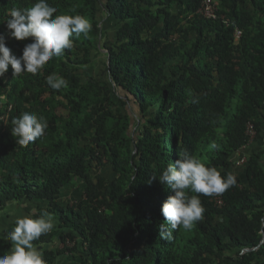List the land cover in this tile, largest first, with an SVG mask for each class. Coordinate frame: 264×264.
I'll list each match as a JSON object with an SVG mask.
<instances>
[{
	"label": "trees",
	"instance_id": "trees-1",
	"mask_svg": "<svg viewBox=\"0 0 264 264\" xmlns=\"http://www.w3.org/2000/svg\"><path fill=\"white\" fill-rule=\"evenodd\" d=\"M202 1L48 0L54 16L83 15L91 31L38 74L9 66L0 77V212L25 202L34 218L54 216L34 242L47 264H264V0H213L214 18ZM34 2L0 0V33L17 56L31 38L7 35V11ZM102 50V66L87 73ZM52 73L68 86L51 89ZM25 111L48 127L21 146L11 120ZM185 150L236 184L221 203L190 193L203 219L161 239V205L174 193L148 180ZM78 182L81 196L64 200ZM14 221L0 230V255Z\"/></svg>",
	"mask_w": 264,
	"mask_h": 264
},
{
	"label": "clouds",
	"instance_id": "clouds-1",
	"mask_svg": "<svg viewBox=\"0 0 264 264\" xmlns=\"http://www.w3.org/2000/svg\"><path fill=\"white\" fill-rule=\"evenodd\" d=\"M56 12L48 0H35L30 7H12L7 11V35L17 41L31 38V42L24 46L22 55L17 56L6 46L5 34L0 33V77L9 66L14 76L25 72L38 74L49 60L62 57L64 50L73 48L70 37L74 34L87 36L91 31L92 25L85 16L67 13L54 16ZM46 83L56 91L68 86L67 80L56 73L49 74ZM11 124V135L21 146L42 137L48 127L45 117L27 111L14 117ZM211 147L216 148V145ZM156 179L174 193L161 205L164 218V223L158 226L161 239H170L172 231L180 227L191 230L203 219L205 208L200 195L190 193L211 197L236 184L232 172L222 176L215 166H207L187 150L180 153L174 164H168L158 178L149 177L148 183ZM55 226L54 216L46 210L35 218L32 215L16 217L14 228L5 234L11 246L6 254L0 255V264H47L44 250L34 242L52 232Z\"/></svg>",
	"mask_w": 264,
	"mask_h": 264
},
{
	"label": "rangeland",
	"instance_id": "rangeland-1",
	"mask_svg": "<svg viewBox=\"0 0 264 264\" xmlns=\"http://www.w3.org/2000/svg\"><path fill=\"white\" fill-rule=\"evenodd\" d=\"M104 50H102V53L96 56V64L92 66L91 69L87 70V73H92L94 70L98 69L100 65V61L104 60L103 55ZM262 128L264 129V124L262 125ZM105 175H109V169H105L104 171ZM76 184V183H75ZM82 192V185L81 183H77L75 186L69 185L64 188L62 191V197L66 201H75L77 198L81 196ZM36 208L32 204L28 203H13L11 206L3 211L0 212V230L8 227L16 217L22 216V215H34L36 213ZM70 247L73 246L72 243L68 244Z\"/></svg>",
	"mask_w": 264,
	"mask_h": 264
},
{
	"label": "built area",
	"instance_id": "built-area-1",
	"mask_svg": "<svg viewBox=\"0 0 264 264\" xmlns=\"http://www.w3.org/2000/svg\"><path fill=\"white\" fill-rule=\"evenodd\" d=\"M201 12L204 16L208 17V18H214L216 17V8L215 5L213 3V0H203L202 1V9ZM241 35V31L239 29H236L235 31V38L238 39ZM247 133L250 135V137H254L255 135V130H254V126L252 124V122H248L247 124ZM245 147V146H244ZM243 149L241 151H239L236 155L237 160H236V166L240 167L241 165H243L246 162V156L243 152ZM219 195H217V202L221 203L220 198H218Z\"/></svg>",
	"mask_w": 264,
	"mask_h": 264
}]
</instances>
